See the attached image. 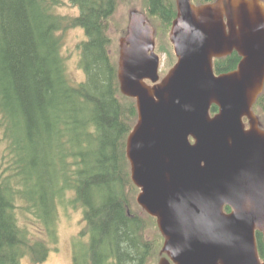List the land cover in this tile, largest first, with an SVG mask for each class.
I'll list each match as a JSON object with an SVG mask.
<instances>
[{
	"label": "trees",
	"instance_id": "1",
	"mask_svg": "<svg viewBox=\"0 0 264 264\" xmlns=\"http://www.w3.org/2000/svg\"><path fill=\"white\" fill-rule=\"evenodd\" d=\"M62 1L0 0V127L7 143V165L0 171V264H21L25 257L44 261L49 243L57 242L61 205L83 210L82 235L90 242L78 247V263L150 264L162 235L147 236L154 218L133 208L139 189L131 180L126 144L138 112L136 100L120 90L119 57L111 52L110 20L118 0H70L79 9L74 18L54 13ZM145 1L156 51L175 62L170 40V50L162 42L176 18L175 0ZM76 27L87 37L80 44L82 83L67 71L57 36ZM239 59L236 53L215 59V73L235 70ZM253 111L264 129V90ZM18 209L32 215L39 234L21 224ZM257 243L264 261L262 233Z\"/></svg>",
	"mask_w": 264,
	"mask_h": 264
},
{
	"label": "water",
	"instance_id": "2",
	"mask_svg": "<svg viewBox=\"0 0 264 264\" xmlns=\"http://www.w3.org/2000/svg\"><path fill=\"white\" fill-rule=\"evenodd\" d=\"M176 3L177 62L160 82L148 18L132 12L120 40V90L138 111L126 144L137 202L165 239L160 264H264V130L252 110L264 88V4ZM233 51L237 69L217 75L214 59Z\"/></svg>",
	"mask_w": 264,
	"mask_h": 264
},
{
	"label": "rangeland",
	"instance_id": "3",
	"mask_svg": "<svg viewBox=\"0 0 264 264\" xmlns=\"http://www.w3.org/2000/svg\"><path fill=\"white\" fill-rule=\"evenodd\" d=\"M145 0H118L117 10L110 20V29L109 37L112 43V55L117 60L119 57V40L122 38L125 29L128 26V15L131 11L146 10ZM78 9V8H77ZM75 6L72 5L70 0H63L60 5H58L54 13L60 17L65 18H74L78 16L79 12ZM86 34L81 28H69L66 30H60L57 33V36L61 39L62 47V56L65 58L67 71L69 72L72 80L75 83H82L86 80V73L82 69L80 60H81V49L80 44L86 40ZM163 36L162 42L164 43L163 47H167L170 50L168 44L169 36ZM173 47V46H172ZM174 51V50H173ZM159 54V53H158ZM175 54V53H174ZM162 57V72L161 76L167 74L171 67L174 66L175 62L168 61L167 55L163 52L159 54ZM161 66V67H162ZM6 141L4 138V131L0 127V171L5 169L6 160L3 159L4 154L6 153ZM139 191L135 195V200L137 199ZM21 201L18 200L17 205H20ZM64 206L59 207V220L57 225L58 238L57 242L54 244L49 243L51 246V251L47 255L44 261L34 262L30 257H25L21 260V264H71L74 248L82 245L84 243L90 242L89 236H83L82 232L86 227L84 221L83 210L81 208H63ZM135 212L140 216L146 217L145 212L141 209L137 202L133 205ZM19 219L22 225H29V229L33 233L39 234L37 223L35 224L29 219L32 218V215L25 212L23 213L18 209ZM149 231L147 229V236H152L156 238L159 233L157 222L155 219L152 221L149 220L148 223ZM36 227V231L35 228ZM159 245H154V254L150 260V264H159V262L167 258L165 254H162V249L164 246L165 239L163 237H157ZM83 240V241H82ZM84 242V243H82ZM157 250V251H156ZM152 252V253H153Z\"/></svg>",
	"mask_w": 264,
	"mask_h": 264
},
{
	"label": "flooded vegetation",
	"instance_id": "4",
	"mask_svg": "<svg viewBox=\"0 0 264 264\" xmlns=\"http://www.w3.org/2000/svg\"><path fill=\"white\" fill-rule=\"evenodd\" d=\"M192 2L195 4V5H198L196 2H194V0H192ZM200 5H202V4H200ZM77 9V8H76ZM78 10V12H79V9H77ZM176 11H177V9H176ZM177 13H178V11H177ZM176 16H177V14H176ZM174 21V20H173ZM173 23V22H172ZM171 27H172V25H171ZM78 28H80V27H78ZM82 29V28H81ZM84 31V33H85V30H83ZM86 34V33H85ZM86 36V35H85ZM86 39H87V37H86ZM233 53H236L238 56H239V54H238V52L237 51H233ZM233 53H231L230 55H227V56H224V57H222V58H219V60H223L224 58H227V57H229V56H231V55H233ZM239 58H240V56H239ZM240 60H241V58L239 59V62H240ZM239 62H238V64H239ZM238 64H237V66H238ZM237 66H236V69H237ZM162 68H163V66L161 67V72H162ZM172 68V67H171ZM232 71H234V70H232ZM169 72V71H168ZM165 75L166 74H164V76H160V80H159V82L165 77ZM149 85H152V83L150 82V81H146ZM215 112H217V111H214L213 113H212V115H214L215 114ZM191 142H193V141H191ZM83 241V240H82ZM82 243H84V242H82ZM78 247L79 246H77L76 245V248H74V250H72V252H73V256H72V262H71V264H80V263H78L77 262V252H78Z\"/></svg>",
	"mask_w": 264,
	"mask_h": 264
},
{
	"label": "bare ground",
	"instance_id": "5",
	"mask_svg": "<svg viewBox=\"0 0 264 264\" xmlns=\"http://www.w3.org/2000/svg\"><path fill=\"white\" fill-rule=\"evenodd\" d=\"M80 135H81V134H80ZM20 136H21V135H20ZM60 139H62V138H60ZM54 143H55V142H54ZM51 147H52V146H51ZM47 148H48V147H47ZM66 149H67V148H66ZM73 149H74V148H73ZM54 151H55V150H54ZM54 151H53V152H54ZM67 151H68V150H67ZM47 155H48V154H47ZM68 155H69V154H68ZM39 156H40V155H39ZM56 157H57V156H56ZM59 157H60V156H59ZM65 157H66V156H65ZM23 158H24V157H23ZM61 158H62V157H61ZM48 159H49V158H48ZM54 159H55V158H54ZM58 159H59V158H58ZM39 160H40V159H39ZM60 162H61V160H60ZM54 163H55V162H54ZM49 164H50V161H49ZM56 166H58V163H57ZM61 166L63 167V165H61ZM61 166H60V167H61ZM45 168H46V167H45ZM41 169H42V168H41ZM65 169H66V167H65ZM45 170H46V169H45ZM45 170H44V171H45ZM61 171H62V170H61ZM66 173H67V172H66ZM66 173H65V174H66ZM51 174H52V173H51ZM58 175H59V174H58ZM47 177H48V176H47ZM47 177H46V178H47ZM61 181H62V180H61ZM57 183H58V182H57ZM47 184H48V183H47ZM79 185H80V184H79ZM64 186H65V185H64ZM50 187H51V186H50ZM55 187H56V186H55ZM70 187H71V186H70ZM71 188H72V187H71ZM64 189H65V188H64ZM72 189H73V188H72ZM60 190H61V189H60ZM70 190H71V189H70ZM51 191H52V190H51ZM49 192H50V191H49ZM60 193H61V192H60ZM61 195H62V193H61ZM82 197H83V196H82ZM80 202H81V201H80ZM49 206H50V205H49ZM113 236H114V235H113Z\"/></svg>",
	"mask_w": 264,
	"mask_h": 264
}]
</instances>
